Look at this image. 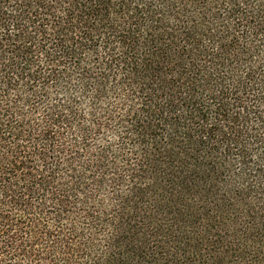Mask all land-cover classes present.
Masks as SVG:
<instances>
[{"label": "trees", "instance_id": "obj_1", "mask_svg": "<svg viewBox=\"0 0 264 264\" xmlns=\"http://www.w3.org/2000/svg\"><path fill=\"white\" fill-rule=\"evenodd\" d=\"M0 264H264V0H0Z\"/></svg>", "mask_w": 264, "mask_h": 264}]
</instances>
